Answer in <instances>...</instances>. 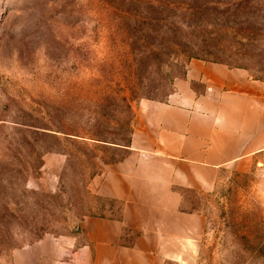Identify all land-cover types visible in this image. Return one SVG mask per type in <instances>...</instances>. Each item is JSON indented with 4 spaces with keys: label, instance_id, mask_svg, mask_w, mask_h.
<instances>
[{
    "label": "rangeland",
    "instance_id": "1",
    "mask_svg": "<svg viewBox=\"0 0 264 264\" xmlns=\"http://www.w3.org/2000/svg\"><path fill=\"white\" fill-rule=\"evenodd\" d=\"M193 58L264 76V0H0V264H65L121 216L99 178ZM184 209L204 230L166 264H264V151Z\"/></svg>",
    "mask_w": 264,
    "mask_h": 264
},
{
    "label": "crops",
    "instance_id": "2",
    "mask_svg": "<svg viewBox=\"0 0 264 264\" xmlns=\"http://www.w3.org/2000/svg\"><path fill=\"white\" fill-rule=\"evenodd\" d=\"M124 148L97 184L99 195L121 204V216L83 218L84 241L65 264L185 258L205 225L184 209L185 193L214 191L225 167L246 166L264 151V76L193 58L166 100L139 110Z\"/></svg>",
    "mask_w": 264,
    "mask_h": 264
}]
</instances>
